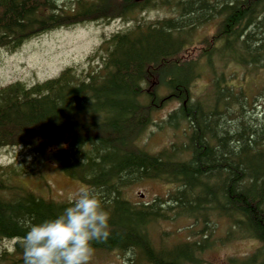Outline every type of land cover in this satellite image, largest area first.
<instances>
[{
  "label": "trees",
  "instance_id": "trees-1",
  "mask_svg": "<svg viewBox=\"0 0 264 264\" xmlns=\"http://www.w3.org/2000/svg\"><path fill=\"white\" fill-rule=\"evenodd\" d=\"M210 1L73 0L65 8L62 0H0V49L9 53L63 27L128 22L136 11L150 9L173 13L133 19L124 32L105 38L89 56L100 58L89 72L67 68L32 86L0 88V148L29 149L40 162L102 193L110 235L92 242V254L115 251L124 256L122 264H210L206 251L251 237L253 252L218 264H264V109L250 113L244 91L234 93L223 76L209 94L192 92L213 54L258 66L264 0ZM214 16L223 19L216 32L195 43L197 29ZM172 101L179 106L160 124L185 126L183 142L150 154L140 140L155 112ZM25 168L0 167V245L14 241L0 249V264H23L22 220L53 218L68 205L21 182ZM143 181L172 187L150 203L128 202L125 190ZM178 219L190 223L159 232L163 221ZM181 231L183 238L168 243Z\"/></svg>",
  "mask_w": 264,
  "mask_h": 264
},
{
  "label": "rangeland",
  "instance_id": "rangeland-1",
  "mask_svg": "<svg viewBox=\"0 0 264 264\" xmlns=\"http://www.w3.org/2000/svg\"><path fill=\"white\" fill-rule=\"evenodd\" d=\"M64 7H69L72 0H62ZM213 2V0H211ZM169 9H153L137 14L146 19H156L163 16H172ZM132 22H124L123 20H114L109 22H98L82 24L80 26L60 28L49 31L36 38L26 41L22 47L15 53L10 54L4 49H0V86L9 82L20 80L26 84L32 85L37 81H42L58 75V73L66 67H72L79 72H89L90 67H96L100 58L89 59L90 53L96 50L104 36L124 30L129 27ZM216 29V24H203L197 29V38L195 43H200L209 34ZM220 45V44H218ZM92 54V53H91ZM215 73L212 79L222 75L225 80L232 81L234 88H241L246 95L250 97V102L246 104L247 109L251 112H263L264 109V58L257 67L248 71V68L240 66L234 60L219 58L218 54L211 56ZM206 58H203V62ZM203 74V71L201 72ZM220 76V77H222ZM210 77L208 75L200 78L195 82L192 92L195 97H202L206 94ZM252 93V94H250ZM246 99V98H245ZM179 104L175 101L164 105L157 110L154 115V124H152L146 134L140 141V146L148 152L154 154L163 147L173 143L176 139L180 145L183 141L185 126L179 129L169 128L160 124L162 120H166L168 114L176 109ZM176 137H175V135ZM181 134V139H180ZM189 155H185L184 159L188 160ZM0 165H16L26 167V173L21 178L27 183L26 186L34 190L43 198L53 199L55 201H66L68 197L73 195L79 187L84 186L76 180H72L59 172L52 164H44L39 158L27 149L17 147L0 148ZM24 181H21L25 183ZM18 180L13 181L14 185H18ZM168 187L157 182H139L131 185L125 190L124 197L130 203L149 202L156 195H163ZM159 232L164 229L167 231L184 228L189 223L188 219H178L175 222L163 221ZM185 232H177L167 240L168 243L184 237ZM246 237L227 245L217 246L214 249L204 253V259L210 264H218L223 257L227 256H243L255 250L256 245L253 241ZM14 241L4 240L2 247L11 248ZM163 243L159 240V235L155 236L154 244ZM124 256L115 251L94 253L91 256L89 264H122Z\"/></svg>",
  "mask_w": 264,
  "mask_h": 264
},
{
  "label": "clouds",
  "instance_id": "clouds-1",
  "mask_svg": "<svg viewBox=\"0 0 264 264\" xmlns=\"http://www.w3.org/2000/svg\"><path fill=\"white\" fill-rule=\"evenodd\" d=\"M104 203L101 192L82 186L53 218L22 220L26 229L21 240L23 264H89L92 242L105 241L110 235Z\"/></svg>",
  "mask_w": 264,
  "mask_h": 264
},
{
  "label": "bare ground",
  "instance_id": "bare-ground-1",
  "mask_svg": "<svg viewBox=\"0 0 264 264\" xmlns=\"http://www.w3.org/2000/svg\"><path fill=\"white\" fill-rule=\"evenodd\" d=\"M191 44V43H190ZM261 51V50H260ZM176 54V53H175ZM187 63V62H186ZM98 70V69H97ZM162 100V99H161ZM181 104V103H180ZM190 106V105H189ZM245 108V107H244ZM186 137V136H185ZM169 156V155H168ZM214 176V175H213ZM213 189V188H212ZM205 192V191H204ZM206 195V194H205ZM193 208V207H192ZM194 246V245H193ZM178 255V254H177ZM250 256V255H249ZM179 260V259H178ZM259 264V263H258Z\"/></svg>",
  "mask_w": 264,
  "mask_h": 264
}]
</instances>
